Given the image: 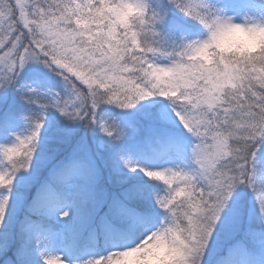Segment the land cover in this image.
I'll use <instances>...</instances> for the list:
<instances>
[{
    "label": "snow or ice",
    "instance_id": "obj_1",
    "mask_svg": "<svg viewBox=\"0 0 264 264\" xmlns=\"http://www.w3.org/2000/svg\"><path fill=\"white\" fill-rule=\"evenodd\" d=\"M228 27L264 0H0V264H264V44Z\"/></svg>",
    "mask_w": 264,
    "mask_h": 264
},
{
    "label": "clouds",
    "instance_id": "obj_2",
    "mask_svg": "<svg viewBox=\"0 0 264 264\" xmlns=\"http://www.w3.org/2000/svg\"><path fill=\"white\" fill-rule=\"evenodd\" d=\"M214 43L226 50L247 52L264 44V29H244L242 27H228L220 31L214 38ZM160 251L157 248L153 255Z\"/></svg>",
    "mask_w": 264,
    "mask_h": 264
}]
</instances>
